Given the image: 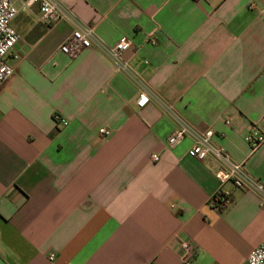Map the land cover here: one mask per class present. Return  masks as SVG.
I'll return each mask as SVG.
<instances>
[{
	"label": "crops",
	"instance_id": "1",
	"mask_svg": "<svg viewBox=\"0 0 264 264\" xmlns=\"http://www.w3.org/2000/svg\"><path fill=\"white\" fill-rule=\"evenodd\" d=\"M59 1L105 44L131 38L127 71L95 45L63 53L73 24L16 3L0 84V264H184L181 240L197 246L194 264H246L264 245L261 197L220 185L218 161L187 155L193 138L167 139L180 121L211 129L264 181V142L244 139L264 133V0Z\"/></svg>",
	"mask_w": 264,
	"mask_h": 264
},
{
	"label": "built area",
	"instance_id": "2",
	"mask_svg": "<svg viewBox=\"0 0 264 264\" xmlns=\"http://www.w3.org/2000/svg\"><path fill=\"white\" fill-rule=\"evenodd\" d=\"M16 3L26 6L37 4L40 18L48 24L61 19H67L73 24L74 28L71 35L60 47L63 53L75 57L83 49L95 45L118 68L127 71L122 60V53L131 47V38L121 36L115 44H105L96 36L92 27L78 21L74 17L72 9L63 5L59 0H0V84L12 74V67L7 62V57L11 54L19 37L11 25V21L17 13ZM148 98V90L143 88L136 105L138 107L144 106ZM54 119L60 124L66 123L59 115H54ZM98 131L104 137L110 134V131L105 127L99 128ZM187 136L193 138V144L187 150L188 156L197 159L212 158L220 163L216 171L220 185L231 182L236 188L253 190L259 194L262 203H264V181L248 175L241 164L231 161L224 148L213 144V131L211 129L197 130L190 124L180 121L179 126L169 135L167 144L173 146ZM244 139L250 148L255 150L264 142V133H259L255 128H252ZM150 157L154 161L159 159L158 153H152ZM212 199L217 201V208H223L229 202L227 193L221 189L217 190ZM197 251V246L190 240L179 242V255L184 264H194ZM246 264H264V245L255 246L249 251Z\"/></svg>",
	"mask_w": 264,
	"mask_h": 264
},
{
	"label": "trees",
	"instance_id": "3",
	"mask_svg": "<svg viewBox=\"0 0 264 264\" xmlns=\"http://www.w3.org/2000/svg\"><path fill=\"white\" fill-rule=\"evenodd\" d=\"M213 201H214V205L216 206V204H217V201H216L215 199H214Z\"/></svg>",
	"mask_w": 264,
	"mask_h": 264
}]
</instances>
